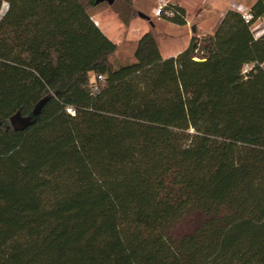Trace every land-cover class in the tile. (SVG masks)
Returning a JSON list of instances; mask_svg holds the SVG:
<instances>
[{"label": "trees", "instance_id": "1", "mask_svg": "<svg viewBox=\"0 0 264 264\" xmlns=\"http://www.w3.org/2000/svg\"><path fill=\"white\" fill-rule=\"evenodd\" d=\"M106 3L0 0V264H264V0L119 66Z\"/></svg>", "mask_w": 264, "mask_h": 264}, {"label": "rangeland", "instance_id": "2", "mask_svg": "<svg viewBox=\"0 0 264 264\" xmlns=\"http://www.w3.org/2000/svg\"><path fill=\"white\" fill-rule=\"evenodd\" d=\"M160 1L162 0H131V2L118 0L112 4L106 3L102 5L101 9H108L110 13L114 11L119 19L125 24H128V22L123 21V18L127 17L128 20L131 18L137 19L144 25V28H146L148 31H151L160 40H162L163 37H166L165 34L172 35L169 43H171L173 48L183 44L185 39L188 37V34H192L193 37L198 38L213 34L228 10H238L239 6H242L245 10H249L257 0H220L219 4L213 6L208 4L211 3L212 0H204L205 2H208L206 4H204L202 0H189V3H191L189 7V13L188 15L185 14L188 34L185 28L173 26L169 21H164L161 20V18L159 19V17L154 16L153 11L158 6ZM169 1L179 5L176 0ZM6 8L7 4L4 3L2 13L6 10ZM151 10L152 14H150ZM140 13L147 15L149 18L142 17ZM114 21L116 23V18ZM192 26H195V31H193ZM120 28H122V25H120ZM252 29L257 37L263 34L264 20L257 18L252 24ZM121 30L122 29H120V31ZM136 47L137 41L135 38H121L116 52L111 55V60L114 66L134 62ZM196 56L201 57V54L197 53Z\"/></svg>", "mask_w": 264, "mask_h": 264}, {"label": "crops", "instance_id": "3", "mask_svg": "<svg viewBox=\"0 0 264 264\" xmlns=\"http://www.w3.org/2000/svg\"><path fill=\"white\" fill-rule=\"evenodd\" d=\"M176 1L181 7L185 8L186 15H188L189 7L191 5V3H189V0H176ZM202 2L204 4L208 3L207 1L205 2L204 0H202ZM219 3H220V0H212V2L208 3V4H210V6H213V5H217ZM150 14H152V10L150 11ZM115 18H116L117 24L114 21ZM93 19L96 22V24L101 28V30L112 41L117 43V45H119L121 38L132 37V38H135L136 41H138V39L144 33H146L148 31L146 28H144V25L142 23H140L137 19L131 18L128 20V24H125L124 22H122L119 19V17L117 16V14L114 11H112V13H110L108 11V9H98V10L94 11ZM161 20L169 21L170 24H172L173 26L183 27V28H185V30L187 32V24L186 25H179V24H176V23H174L170 20H167V19L161 18ZM117 25H119V26H117ZM120 25H122V28H120ZM192 27L194 28L195 26H192ZM120 29H122V30L120 31ZM187 34H188V32H187ZM165 35H166V37H163L162 40H160L158 37L155 36L157 39L161 54L164 58L178 55L181 51H183L184 49H186L189 46L191 38L193 37L192 34H188V37L185 39V42L183 44H180V45L172 48L171 43H169V41L172 38V35H168V34H165Z\"/></svg>", "mask_w": 264, "mask_h": 264}, {"label": "built area", "instance_id": "4", "mask_svg": "<svg viewBox=\"0 0 264 264\" xmlns=\"http://www.w3.org/2000/svg\"><path fill=\"white\" fill-rule=\"evenodd\" d=\"M177 4L169 1V0H162L158 4V6L154 9L153 14L154 16H157L159 18L168 19L169 17H172L176 14L175 6ZM238 10L243 14V17L246 19V21H250L253 17L250 9L245 10L242 6L238 7ZM253 66V63H246L243 68V72L247 73ZM95 82L93 83V89L95 91L98 90V80H103V75L101 74H95ZM66 110L72 114L75 113V110L73 107L68 106Z\"/></svg>", "mask_w": 264, "mask_h": 264}, {"label": "water", "instance_id": "5", "mask_svg": "<svg viewBox=\"0 0 264 264\" xmlns=\"http://www.w3.org/2000/svg\"><path fill=\"white\" fill-rule=\"evenodd\" d=\"M98 1H101V2L106 1V2H108L109 4H112V3H114L116 0H98ZM140 15H141L142 17H147V18H149L147 15L142 14V13H140ZM193 31H195V28H193ZM39 110H40V107H38L37 110H36L35 112L37 113V112H39ZM30 121H31V118H30V117H27V118H25V119H22V118H20V117H17V118H14V119H13V123L16 125L17 128H24V127H26V125L29 124Z\"/></svg>", "mask_w": 264, "mask_h": 264}]
</instances>
